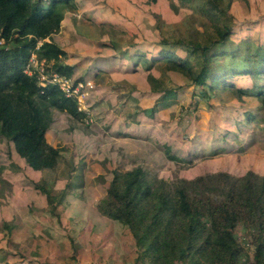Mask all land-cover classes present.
I'll list each match as a JSON object with an SVG mask.
<instances>
[{
  "label": "rangeland",
  "instance_id": "obj_1",
  "mask_svg": "<svg viewBox=\"0 0 264 264\" xmlns=\"http://www.w3.org/2000/svg\"><path fill=\"white\" fill-rule=\"evenodd\" d=\"M201 1L56 4L61 26L46 39L65 50L60 60L74 70L54 78L52 61L36 46L24 70L42 85L59 83L81 114L50 107L46 138L62 148L54 168H31L0 127V264H145L128 227L97 208L113 169L139 165L169 180L219 170L264 174V94L257 86L264 89V76L237 74L235 86L210 87L171 61L150 59L161 55L162 38L193 40L207 30ZM231 1L223 21L243 56L264 44V0ZM221 60L242 65L240 54ZM168 89L174 93L161 100ZM44 182L63 198L50 204L38 187ZM236 232L245 234L240 226Z\"/></svg>",
  "mask_w": 264,
  "mask_h": 264
},
{
  "label": "trees",
  "instance_id": "obj_2",
  "mask_svg": "<svg viewBox=\"0 0 264 264\" xmlns=\"http://www.w3.org/2000/svg\"><path fill=\"white\" fill-rule=\"evenodd\" d=\"M64 1L0 0V35L5 39L0 46V127L33 169L54 168L62 155L61 146L46 138L50 107L81 114L76 98L59 83L42 86L37 73L24 70L36 46L40 58L52 61L58 75L72 74L74 65L60 60L65 50L46 39L61 26L63 15L56 4ZM231 2L198 3L208 20L207 30L193 40L181 37L169 43L162 38L161 55L150 59L171 61L194 83L210 87L235 86L230 78L237 74L264 76V44L243 56L233 44V30L223 21ZM175 46L185 54L177 55ZM239 54V67L221 60L230 56L232 61ZM154 78L148 74L150 81ZM257 86L264 94L262 85ZM173 93L168 89L161 100ZM38 187L50 204L63 198L62 192L55 198L57 193L45 182ZM97 208L128 227L138 249L136 258L145 264H264V174L252 169L241 175L219 170L173 180L139 165L113 169ZM238 226L244 236L237 235Z\"/></svg>",
  "mask_w": 264,
  "mask_h": 264
},
{
  "label": "built area",
  "instance_id": "obj_3",
  "mask_svg": "<svg viewBox=\"0 0 264 264\" xmlns=\"http://www.w3.org/2000/svg\"><path fill=\"white\" fill-rule=\"evenodd\" d=\"M44 1H49V0H44ZM40 42V41H39ZM5 44V39H4V37L2 36V35H0V46H3ZM26 71V70H25ZM27 72V71H26ZM29 73V72H28ZM60 75H58L57 73H54V78H57V77H59ZM61 78H63V76L61 77ZM55 82V81H54ZM53 83V82H52ZM57 83V82H56ZM40 84L42 85V84H44V83H42V82H40ZM42 86H44V85H42Z\"/></svg>",
  "mask_w": 264,
  "mask_h": 264
}]
</instances>
